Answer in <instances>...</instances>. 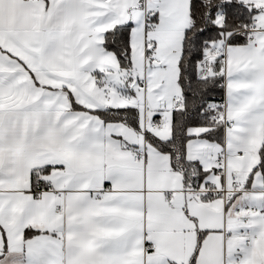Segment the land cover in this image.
Segmentation results:
<instances>
[{
	"label": "snow or ice",
	"instance_id": "snow-or-ice-1",
	"mask_svg": "<svg viewBox=\"0 0 264 264\" xmlns=\"http://www.w3.org/2000/svg\"><path fill=\"white\" fill-rule=\"evenodd\" d=\"M0 264H264V0H0Z\"/></svg>",
	"mask_w": 264,
	"mask_h": 264
}]
</instances>
